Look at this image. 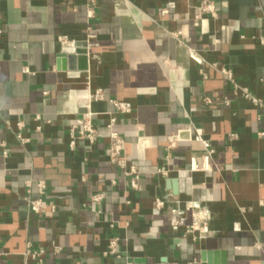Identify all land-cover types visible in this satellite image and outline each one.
Segmentation results:
<instances>
[{"label":"crops","instance_id":"crops-1","mask_svg":"<svg viewBox=\"0 0 264 264\" xmlns=\"http://www.w3.org/2000/svg\"><path fill=\"white\" fill-rule=\"evenodd\" d=\"M211 1L216 17L199 14L202 0H0V264H35L27 244L43 264H202L203 252L264 264V114L221 74L264 99V0ZM89 28L88 69L58 67L86 49ZM97 90L103 101L90 100ZM109 99L131 107L113 114L124 170L107 156ZM87 104L98 137L71 150ZM38 181L54 214L29 209ZM192 214L204 230L187 232ZM111 239L117 252L104 255Z\"/></svg>","mask_w":264,"mask_h":264},{"label":"built area","instance_id":"built-area-1","mask_svg":"<svg viewBox=\"0 0 264 264\" xmlns=\"http://www.w3.org/2000/svg\"><path fill=\"white\" fill-rule=\"evenodd\" d=\"M199 14H207L212 17H216V10L214 7V4L211 0H202L201 6L198 9ZM166 13V11H164ZM1 35V31H0ZM258 42L260 45H264V38H259ZM95 46V33L94 31L89 28L87 35H86V51L87 56H89V52L91 53V50ZM92 57L96 58L95 55H92ZM190 58L194 60L196 63L200 64V60H198L194 54H190ZM221 74L224 77L225 80L229 81L231 83V94L234 98L241 97L245 101H247L250 105H252L255 109L258 110L260 114H264V99L257 98L253 96L247 89L240 87L232 77V73L228 69L221 70ZM264 86V84H263ZM91 101H103V95L100 90H97L93 95L90 96ZM205 103H209L208 99H204ZM109 106L113 109V113L110 114L108 123L106 125V128L109 131L108 138H109V146L107 150V156L111 163L117 164L121 169H125V159L121 158V154L123 151L124 141L119 136V134L114 130L115 124H116V118L113 116V114H129L131 112V107L121 101L109 99L107 101ZM231 103L230 98H226L224 100L225 106H229ZM93 113L90 110V105L87 104L85 106V112L82 114L81 118L77 120L76 122L72 123L69 126V149H73L76 144L77 139H84L87 140L89 143H94L98 137L97 129L94 127L93 122ZM36 121H40V117H35ZM19 128H21V124L18 125ZM39 129V127L37 128ZM260 136H263V133L259 134ZM17 141L25 145L29 142L28 139L22 138L20 133H17L16 135ZM230 141L236 140L237 135L236 134H230L228 136ZM212 150L208 151V154L204 157V163L201 167L202 170H209L208 166V158L210 154L212 153ZM8 156L7 151V145L4 141L0 142V158L5 159ZM190 170L194 171L197 170V166L194 163V160H191L190 164ZM125 175L131 176L130 186L132 189H137V180L138 175L134 167H130L128 171H125ZM36 189L38 192V198L29 200L28 206L30 211L38 216L45 215L46 211H49L50 214H54L56 211V207L51 202H48L45 199V190L46 186L43 181H38L36 183ZM104 195L103 194H97L93 195L90 198V201L94 205H99L103 201ZM263 202L260 203L261 206H263ZM154 207L156 210H159L161 207H163V202L159 200H155ZM190 208H187L186 210L189 211ZM178 225V222L175 221L172 223V227L176 228ZM206 227V223L204 219H202L199 215L192 214V221L191 224L186 227L187 232H193V231H202ZM200 233V232H199ZM60 251V248L56 247L54 248V252L57 253ZM117 252V239H111L108 242V246L106 251L104 252V255H115ZM46 254V251L44 249H37V250H31V247L29 244L26 245V248L24 250L23 256L25 258H30L35 264H43V258ZM1 256V255H0Z\"/></svg>","mask_w":264,"mask_h":264},{"label":"water","instance_id":"water-1","mask_svg":"<svg viewBox=\"0 0 264 264\" xmlns=\"http://www.w3.org/2000/svg\"><path fill=\"white\" fill-rule=\"evenodd\" d=\"M58 67L62 69L67 68L68 70L86 71L88 69V58L87 51L85 48L75 49L71 54L59 55V61L57 62ZM217 253L215 252H203L201 253L202 264H218L216 262ZM143 260L135 259L133 263H142ZM219 264H225L222 260Z\"/></svg>","mask_w":264,"mask_h":264}]
</instances>
